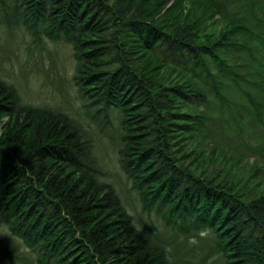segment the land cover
Returning <instances> with one entry per match:
<instances>
[{"label":"trees","instance_id":"obj_1","mask_svg":"<svg viewBox=\"0 0 264 264\" xmlns=\"http://www.w3.org/2000/svg\"><path fill=\"white\" fill-rule=\"evenodd\" d=\"M12 20L71 47L83 106L102 115L142 209L171 235L137 230L98 179L82 123L21 104L0 78V264L16 256L5 231L39 264H264V185L195 139H208L201 106L225 98L221 77L264 130V62L255 80L234 59L256 56L255 41L264 60V0H0V23ZM191 236L203 246L188 259L179 249Z\"/></svg>","mask_w":264,"mask_h":264},{"label":"rangeland","instance_id":"obj_2","mask_svg":"<svg viewBox=\"0 0 264 264\" xmlns=\"http://www.w3.org/2000/svg\"><path fill=\"white\" fill-rule=\"evenodd\" d=\"M251 45L256 56L235 53L234 59L245 63L243 68L251 70L254 73L253 79L257 80L262 74L257 73L260 70L256 64L264 60L255 53V49H260L257 47L258 44L251 41ZM246 62L249 63L248 66ZM74 64L69 45L51 41L42 33L34 34L23 22L17 24L12 20L9 27L0 23V78L15 87L19 102L34 107L61 110L82 123L92 138V154L99 166L98 179L115 187L128 212L134 216L138 227L149 226L153 227L155 232L171 235V231L164 228L163 222L154 212L148 215L147 211L142 209L136 192L120 168L116 147L109 139V135L106 136L108 128L105 132L100 129L103 123L102 115L96 116L99 121L97 123L83 106L72 81ZM243 68L239 67L238 70H244ZM214 72L218 73L216 67ZM226 72V69L222 71L223 74ZM222 78L225 98L218 100L212 94H208L207 102L201 106V111L211 119L206 124L208 139L201 135L195 139L206 141V145L211 147L210 151L217 156L224 154L228 156V160L232 159L229 164L237 163L238 160V166L244 172L245 178L251 180L255 177L251 174H256L251 183L255 184L257 181L264 185V130L253 124L254 120L251 112L249 113L245 95L228 77ZM242 83L247 89L251 87L243 81ZM3 227L0 226V230L3 231ZM5 233L8 235L6 243L16 256L12 262L2 264H39L21 242L7 231ZM161 238L163 241H169L166 235H161ZM176 241H179L178 238ZM197 241L195 245L189 242L181 245L179 255L191 259L195 253H201L203 244L200 240ZM198 260L199 258H194L193 264ZM208 263L209 259L204 264Z\"/></svg>","mask_w":264,"mask_h":264},{"label":"clouds","instance_id":"obj_3","mask_svg":"<svg viewBox=\"0 0 264 264\" xmlns=\"http://www.w3.org/2000/svg\"><path fill=\"white\" fill-rule=\"evenodd\" d=\"M138 231H142V226L141 227H138L137 228ZM208 233V230L207 229H202L200 230L197 235L200 236V237H204L206 236ZM189 244H192V245H195L198 241H197V238L196 236H191L189 237V240H188Z\"/></svg>","mask_w":264,"mask_h":264}]
</instances>
